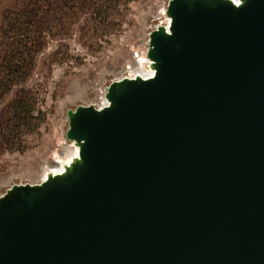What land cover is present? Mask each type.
<instances>
[{
	"label": "water",
	"instance_id": "1",
	"mask_svg": "<svg viewBox=\"0 0 264 264\" xmlns=\"http://www.w3.org/2000/svg\"><path fill=\"white\" fill-rule=\"evenodd\" d=\"M165 14L154 75L68 109L77 155L0 195V264H264V0Z\"/></svg>",
	"mask_w": 264,
	"mask_h": 264
},
{
	"label": "rangeland",
	"instance_id": "2",
	"mask_svg": "<svg viewBox=\"0 0 264 264\" xmlns=\"http://www.w3.org/2000/svg\"><path fill=\"white\" fill-rule=\"evenodd\" d=\"M168 2L0 0V195L41 182L47 165L75 149L68 109L97 104L146 57Z\"/></svg>",
	"mask_w": 264,
	"mask_h": 264
},
{
	"label": "bare ground",
	"instance_id": "3",
	"mask_svg": "<svg viewBox=\"0 0 264 264\" xmlns=\"http://www.w3.org/2000/svg\"><path fill=\"white\" fill-rule=\"evenodd\" d=\"M134 70L140 73H149V66H148V60L145 56L138 57V60L134 62ZM77 155V149H72L68 151V154L66 156L63 155L64 158H60L56 160L55 165H47L45 167V170H47L45 173H43V179L45 180L47 178V175L49 172L51 173H60L65 170V165L69 164L72 159Z\"/></svg>",
	"mask_w": 264,
	"mask_h": 264
},
{
	"label": "built area",
	"instance_id": "4",
	"mask_svg": "<svg viewBox=\"0 0 264 264\" xmlns=\"http://www.w3.org/2000/svg\"><path fill=\"white\" fill-rule=\"evenodd\" d=\"M130 68V67H129ZM134 69H132V71H127L126 74H124L123 76H121L119 79L125 78V77H129V78H135L137 76H141L142 78H149L152 77L154 75V71L149 69V73H140L137 71H133ZM107 98H106V88L101 92V101L98 102L96 105L97 108L101 109L103 108L105 105H107Z\"/></svg>",
	"mask_w": 264,
	"mask_h": 264
},
{
	"label": "trees",
	"instance_id": "5",
	"mask_svg": "<svg viewBox=\"0 0 264 264\" xmlns=\"http://www.w3.org/2000/svg\"><path fill=\"white\" fill-rule=\"evenodd\" d=\"M7 62H9V63H10L11 61H7Z\"/></svg>",
	"mask_w": 264,
	"mask_h": 264
}]
</instances>
